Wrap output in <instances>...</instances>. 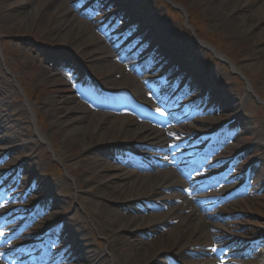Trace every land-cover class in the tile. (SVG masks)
Listing matches in <instances>:
<instances>
[{"label":"rangeland","instance_id":"374dc122","mask_svg":"<svg viewBox=\"0 0 264 264\" xmlns=\"http://www.w3.org/2000/svg\"><path fill=\"white\" fill-rule=\"evenodd\" d=\"M15 1L22 2L23 0ZM61 1L52 0L49 5L45 6L44 11L42 10L38 14L35 13V5L31 2V6L24 11L27 12L33 8L32 19L27 21L25 15L19 18L22 21L21 36L8 31L10 23L5 21L6 15L0 12V99L6 107L9 106V109L6 108L2 111L10 122L18 124L23 129L18 133L14 132L16 128H12L8 133H4L5 137L3 136L2 142H0V150H4L6 138L9 140L11 135L15 136L17 140H21L20 136L24 135L27 142L23 145V141H18L19 147L13 148L8 156L0 160V181L5 179L3 183L9 182L12 177H16L20 167L28 164L20 178L18 191L22 192L21 197L29 200V205L46 201L50 197L57 199L62 193L66 194L63 196L64 198H60L61 202L55 209L58 214L54 215L57 216L52 217L50 221L44 220L43 223L37 224V228L34 227L33 231L29 232L31 239L22 238L19 244H32L39 240L45 228L56 221L58 217L60 219L71 217L75 219V222L72 221L70 226L79 231L80 240L82 238L86 240L82 246L89 244V248L94 252L93 259L87 260L88 262L76 259L72 260L71 264H99L102 260V264H167V262L172 264L169 257L174 258L177 264H206L207 261L217 259L216 256L202 255L204 258L198 261L193 255L189 256L191 254L189 252H192L193 249L188 247L190 240H187L185 234H182V239L177 235L172 237L165 235L161 240H155L160 238L161 234L169 231L167 226L161 227L155 233L144 229L127 233L136 236L141 241L139 245L144 244L142 245L144 251L141 255L127 247L123 248L122 245H116L111 254H107L106 241L110 234L101 235L96 221L91 217L92 213L99 212L100 207L96 203H101L100 199H96L86 192H80L81 190L77 188L84 179L81 176L82 168L85 165L84 159L87 155L92 157L93 153L109 161L112 158H118L117 162L123 172H137L145 175L150 173L144 170L148 165L146 160L149 157L143 154L155 152L144 145L123 144V138L111 145L112 147L107 145L108 140H105L102 145H97L95 152L91 151L90 153L81 152L79 148L68 146L62 141L63 127L56 122L51 101L58 97H69L77 107L88 108L92 115L96 111H100V106L105 102L96 87L84 84L87 82L88 76L91 75L94 80H101L111 73L112 79L120 81V71H123L132 78V84L122 89L125 96L129 95L136 101L132 89H140L144 93L143 98L150 102L147 108L151 112L148 113L151 114L153 109L155 110L154 119L164 120L170 114L172 117L182 115L181 118L185 119L182 122L185 125L180 128L183 134L176 133L180 125L173 129L175 132L169 133L174 146H176L172 154L190 153L192 149H196V151L191 152L192 156H184L185 159L179 163L177 171L170 168L169 172L174 174L173 179L183 183L182 186H184L177 187L176 194H184L186 191L183 189H188L191 196L206 201L202 203L204 206L201 208L202 213H214L215 217H207L209 220L207 221L213 224V229L209 228L211 234H216L214 231H217L220 237L218 243L228 244L227 246L231 243L237 245V248L234 249L220 245L222 249L219 258L232 260L234 264H264V261L261 262L262 255L255 254V250L259 248V246H255V241L264 240V141L257 142L264 129V39L235 38L230 29L210 19L202 0H126V3L131 6L127 13H122L123 5L120 3L112 5L106 0H90L91 2H87L88 5L85 0ZM61 3L62 6H60ZM262 4H264V0L260 1L259 6ZM102 6L105 9L104 20L92 21L91 19L96 17L99 7ZM57 7L67 8L78 19L88 23L93 28L94 35L103 41L98 43L99 47L95 53H102L101 49L106 47L112 61L104 60L90 66L89 61L83 60L79 52L70 47L61 48L59 46L60 34L55 31L54 35L50 36L51 30L55 28V19L50 15L55 13ZM155 18L169 25L176 42L180 41L182 50L186 48V45H189V50L182 56L179 51L175 54L182 58L185 57L186 63L193 60L191 68L195 69L196 76L192 81L199 80L201 76L202 81L205 82V86L199 89V94L190 90V87H186L185 101L173 108L170 98L171 96L176 97L178 95L176 92L160 90L158 96L157 93L161 86H166L167 82H170L167 87L172 84L177 87L181 83L179 88H185L188 84L186 76L177 82L183 70L177 68L176 70L182 71L166 74L167 68L174 63L172 60L168 61L167 67H163L158 73L146 70L144 66L149 61V54L153 52L155 46H145L143 55L138 56L140 52H136V47L131 48L128 41L132 35H141L136 46L139 43L138 46H142L148 42L144 41V38L150 36L148 28L152 19L153 21L157 20ZM259 18L256 25L260 29L257 31L263 34L260 32L264 29L263 19ZM130 31L132 33L127 34ZM209 45L210 50L207 48ZM133 48L135 52L132 53L130 49ZM130 53L131 59L127 58ZM66 58L72 59L78 74H72L69 71L65 73L64 70L67 68L60 67L66 62ZM195 63L199 65L200 70ZM114 64L117 67H114ZM226 64L230 71L225 67ZM51 68H56L60 72L58 77L61 80L56 83H52L44 77ZM132 71L135 72V75ZM212 77L216 79H212ZM21 88L24 89L25 95ZM211 88L220 89L222 95L229 94L233 99V109L219 108L214 101L209 100L207 94ZM100 91L104 92L105 90ZM190 92L191 97L189 96ZM205 95H207L206 98ZM125 96L123 95L124 98ZM193 98H200V100L197 103L192 102ZM186 105L188 108H185ZM213 106L215 109L210 111L209 109ZM180 108L185 111L173 113L181 111ZM110 110L111 116L106 119V123L109 125L115 117H122L124 113L132 115L129 114L130 112L120 110L118 103ZM235 114L241 118L239 121L241 126L236 125V129H233L235 138L229 143L230 146L218 148L214 144L210 146L206 154H203L201 141L193 145L199 136H208L216 125ZM19 115L20 120L17 118ZM193 130L195 131L194 138L184 144L185 139L194 132ZM89 144H91V140L87 143V145ZM240 148L245 149V155L236 160L234 166L229 170L226 179L228 186L223 189L222 185L217 183L216 175L227 169L230 158ZM138 153H143L140 155L144 159H139L136 155ZM203 159H205L203 166L194 169L196 165H199V160ZM209 162L216 166L211 167L209 164V168H207ZM247 172L249 180L246 186L242 187L244 190L241 195L237 194V197L225 200V195L232 192L241 182H245L247 175L244 178L243 176ZM207 180L211 181L210 186L205 185ZM233 180L235 182L230 185ZM200 186L203 188L202 191L198 190ZM161 193H163L162 198L164 199L166 197L163 196L174 192L170 189L161 191ZM186 193L188 194V192ZM212 196L214 199L208 201L207 197L211 198ZM221 196L223 200L219 199ZM0 197L2 196L0 195ZM160 198L156 196L151 201L157 203L158 201L155 199ZM88 200L96 203L86 204ZM178 201L180 205L182 201ZM0 206L2 207L0 215L9 213L11 210L10 217L18 216L13 224L16 226L14 233L4 235L2 238L5 241L4 245L15 249L17 245L14 239L18 236V231L22 232L28 226V220L23 219L22 215L29 210L21 212L19 210L22 208L17 206L15 208V205L11 204L5 209L6 203L4 202H1ZM111 207L114 209L117 204H111ZM135 208L142 212L138 217L141 219L140 225H142L151 216L150 213L142 211V209L148 210V205L141 202L127 204L124 214L137 216ZM180 213L185 214L188 211H180ZM174 217L172 218L174 219ZM102 221L105 226L110 224L109 220L104 217H102ZM175 224L176 220H169L168 226L173 227ZM229 235L232 238L229 239ZM209 242L211 239H203L197 242V245L209 246ZM63 247L64 245H61L58 249ZM235 250L242 253L247 252L243 257H235L233 256ZM72 256L75 257V255ZM140 256L145 258L143 262H137ZM179 257L184 258L183 262Z\"/></svg>","mask_w":264,"mask_h":264},{"label":"bare ground","instance_id":"6f19581e","mask_svg":"<svg viewBox=\"0 0 264 264\" xmlns=\"http://www.w3.org/2000/svg\"><path fill=\"white\" fill-rule=\"evenodd\" d=\"M51 1L52 0H23L21 2L15 0H0V12L6 15L5 21L10 23V28L8 31L15 32L18 36H21L22 30L20 29V26L22 21L19 20L20 16L25 15L27 17L26 20L29 21L32 19L34 14L33 8H30V10L27 12L24 10L29 8L32 2L35 5V13L38 14L39 12H42V10L44 11L45 6L49 5ZM106 1H108V3L111 2L112 5L115 3H120L123 5L122 13H127L130 11L131 6L126 3V0ZM202 1L204 4V9L210 16V19L213 22H218L221 26L230 29L235 38H243L245 40L264 39V29L260 31L263 32V34L259 33L257 30L260 29V27L256 25L258 17H260L259 19H263L262 23L264 25V4L259 6L260 1L262 0ZM87 2L91 1L85 0L86 5H88ZM60 6H62V3ZM50 16H53L55 19V28L51 30L50 36H53L55 31L60 34L59 36L61 38V42L59 46L61 48L70 47L74 51L79 52L80 57L83 60L89 61L90 66L104 60H108V62L112 61V57L107 52L108 48L106 47L101 49L102 53H95L99 47L98 43H102L103 41L94 35V30L88 23L78 19L72 14V11L68 10L67 8L57 7L55 13L51 14ZM103 17H105V9L102 6L99 7L96 17L91 20L94 22L98 19L104 20ZM155 19L157 20L153 21L152 19V23L148 28L150 36L144 38V41L146 40L151 46H155V49L151 54L149 69L151 71L157 69L158 72L163 67H166L168 61L172 60L175 67L171 72H173L175 68L183 69L188 67L189 71L196 74L195 69L191 68L193 60H189V62L186 63L187 59L185 57H181L184 52L189 50V45H186V48L182 50L180 41L176 42V38L169 25L162 23L160 20H158V18ZM137 41L139 40H135L133 43ZM178 51L181 56H177V54H175V52ZM257 51L260 50L257 49ZM142 55L143 53L141 56ZM127 58L131 59V53L130 55L128 54ZM195 65L199 70L201 69L197 63H195ZM60 67L67 68L64 70L65 73L68 71L72 74L79 73L76 72L73 61L69 58H66V62L61 64ZM114 67H117V65L114 64ZM189 71H185L188 76L191 74ZM59 73L60 72H58V69L51 68L48 73L44 75V77L52 83H56L58 80H61L58 77ZM111 76L112 74L110 73L107 77L101 80H94L92 79L91 75L90 77L88 76V78L86 77L88 83L85 82L84 84L88 85L89 87H92L91 85H93L98 89V91L102 89L105 90L104 92H99L101 94V98L105 102L102 105L103 107L101 106L102 110L96 111L92 115L89 113L88 108L81 109L77 107L76 104L73 103L72 99H69V97H58L54 101H51V106L54 108V114L56 115V122L63 127V131L61 133L63 143L74 148H79L81 149V152L90 153L91 151L95 152L96 148L98 147L97 145H102L103 141L105 140H108L106 142L108 143L107 145L112 147L111 145L119 142L120 139L123 138V144H134L136 146L144 145L148 148L156 147L160 152H163L164 150L167 151L166 146H169L171 142L168 138V135L164 136V127H160L158 129L149 128L147 122H155L153 115H149L147 111L134 105L128 100V98L125 99L122 95L121 90L124 87H127V85L132 84L131 76L123 71H120V81L112 79ZM212 79L216 78L212 77ZM204 84L205 82L202 81L201 76L199 80L195 79L194 83L192 82V86L195 89L203 88L205 86ZM114 90L118 91V93H111V91ZM132 91L134 99L138 101V103L145 105L148 104V102L144 100V93L140 89L134 88ZM208 98L209 100L214 101L219 108L229 107L230 109H233V99L229 94L226 96L222 95L220 89L218 88H211L208 93ZM117 101L119 102L123 111L128 110V108L132 112L137 111V114L140 115L137 116L139 120H136V117L132 118L131 116L124 115L122 117H115L110 125L107 124L106 119L111 116L110 109L117 103ZM6 108L9 109V106L6 107V105H4L0 99V142H2L3 136L12 130V128H16L14 132L18 133L23 130L18 124L12 123L8 120L9 118H6V114L4 115L2 111ZM13 114H11V116H13ZM17 118L20 120V115L17 116ZM174 118L178 121H182L184 119L180 117ZM235 118L238 120L237 115H235ZM160 123L164 124L158 120L156 121V124ZM191 136L193 139L195 136V131L191 133ZM260 137L261 138L257 142L264 141V129L262 130ZM20 138L21 140H17V138L13 135L10 136L9 140L6 138L7 142L5 143L4 152L0 153V159L10 154L13 148H18V141H23V145L27 144L24 135H21ZM89 140H91V144H89L91 146L87 145ZM200 140L201 137L199 136L196 142H199ZM140 154L143 153H138L137 156ZM143 155L149 157L147 160L149 164L148 167L150 170L154 171L153 173L156 174L146 173L144 175L137 172H123L117 162L118 158H112V160L109 161L103 159L102 156H96L93 153L92 157L87 155L84 159L85 165L82 168L81 174L84 179L82 182H80L82 184H78L77 188L81 190L80 192H86L90 194V196L100 199L99 201L101 203L88 200L86 204L96 203V205L100 207L99 212L92 213L91 217L94 221H96L101 235L110 234L106 241L107 254L110 255L116 245H122L123 248L127 247L134 253L141 255V253L144 251V247L142 246L144 244L139 245L141 241L137 239L136 236L128 235L127 233L139 229H144L145 231L148 230L149 232L155 233L161 227L163 228V226H167L169 231L165 234H161L160 238L155 240H161V238H163L165 235H169L171 237L173 235H177L182 239V234H185L187 240H190V247H201V245H197V242L203 239H211V242L208 244L211 249L214 242L213 238L216 237L217 239H220L217 231L216 234H211L209 231V228L213 229V224L208 222L209 220L207 217L214 218V213H199V210L194 207L192 196L185 194L182 195L179 193L176 194L175 190L177 187L184 186H182L183 183L173 179L174 174H170L168 171H156V169L163 170L168 164H170L165 156H163L162 159H159L158 162H155L150 161L151 157L153 156L152 154L144 153ZM138 158L141 159V157ZM27 167L28 164H25L23 166L24 170ZM76 182H78L77 179ZM170 189L173 190L175 195H173L174 193H170L168 196H163L166 197L163 199V193H161V191ZM63 196H66V194L62 193L60 198H64ZM156 196L161 197V199H155V201H158L159 204H154L153 208H159L160 206L167 207L166 212L152 214L143 222L142 225H140L141 219L138 218L142 212L137 208L134 209L137 216H129L124 214L125 210L127 209V204L138 202L142 203V201L147 203ZM60 198L54 199L50 197L46 201H42L43 206L40 212H42L43 216L48 214H50V216L53 214H58V212H56L54 209H56L61 202ZM164 200L166 202H164ZM178 200L182 201L180 205L172 204ZM111 204H117V207H114L113 209ZM45 209L47 212L44 211ZM180 211H188V213L181 214ZM102 217L109 220L110 224L108 226L102 224ZM172 217H174V219ZM169 220H176L175 226L169 227ZM40 221L43 222L41 218ZM72 221L74 223L75 219L71 217L62 219L60 226L64 231L54 230V238H65V240L70 241V244H68L69 259H71V254L73 253V255H75V259H82L88 262L87 260L93 259L94 252H92V250L89 248V244L82 246V243H86V240L84 238L81 240L79 239V231L76 230V228H72L70 226ZM230 237L231 236H229V239ZM180 238L177 239L180 240ZM69 259L67 255L60 257V259L57 261L59 264L63 262L64 264H69ZM144 260L145 258L140 256L137 262H143ZM102 261L99 262V264H102Z\"/></svg>","mask_w":264,"mask_h":264},{"label":"snow or ice","instance_id":"6c2138e0","mask_svg":"<svg viewBox=\"0 0 264 264\" xmlns=\"http://www.w3.org/2000/svg\"><path fill=\"white\" fill-rule=\"evenodd\" d=\"M161 114H163V113H161ZM213 251H215V249H213Z\"/></svg>","mask_w":264,"mask_h":264}]
</instances>
